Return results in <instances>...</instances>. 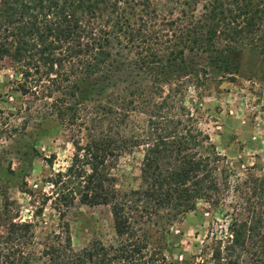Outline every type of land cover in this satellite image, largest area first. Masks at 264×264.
<instances>
[{
	"label": "rangeland",
	"instance_id": "rangeland-1",
	"mask_svg": "<svg viewBox=\"0 0 264 264\" xmlns=\"http://www.w3.org/2000/svg\"><path fill=\"white\" fill-rule=\"evenodd\" d=\"M121 1L133 29L140 24L138 19L151 21L154 30L165 36V21L180 19L186 20L192 29L195 26L199 37L206 30L199 28V22H207L204 16L199 17L203 12L201 5L214 0H185L179 7L173 3L167 6L165 0ZM256 18H261L260 22L255 20L257 29L246 35L245 40L229 45L230 51L223 52L229 59L228 71L218 68L221 64L213 60L205 68L209 77L206 85L198 89L188 86L181 102L177 101L189 114L191 126L207 136L222 159L220 168L213 171L217 190L211 202L195 200L192 210L176 216L164 202L153 203V198L139 202L133 193L141 187L142 144H146L141 140L147 136L152 103L172 84L163 76L153 80L155 75H149L155 71L150 70L154 66L165 65L161 55L166 59L170 51L165 40L156 45L140 44L137 48V42L126 41L123 31L104 47L107 55L101 69L92 71L89 77H77L76 89L52 92L51 88L49 97L46 90L30 89L27 84L28 91L21 94L16 84L19 81L24 84L20 76L1 69L0 234H9L10 225L29 224L30 229L21 230L19 237L24 234L23 239L17 240L12 235V244L6 246L13 247L16 257L0 258V264H11V260L13 264H22L18 257L24 259L23 264H47L43 252L47 247L62 244L66 238L76 252L91 243L106 248L126 243L136 245L140 250L137 257H142L145 264H253L251 254L257 249L253 241L244 239L230 253L225 248L231 240L228 230L231 222H248L256 218L251 212L264 209V188L258 186L253 193V180L264 178V14H257ZM175 42L172 51L179 46ZM184 46L192 43L186 42L173 54L182 51L186 69L190 71L202 54L188 53ZM148 52H154L161 61L141 60L138 64ZM114 62L118 65L115 70ZM131 62L138 65L127 72V64ZM200 68L196 66L197 70ZM114 72L117 74L110 79ZM131 80L133 86L127 87ZM58 98H64V106L75 108L76 116L86 111L92 114L88 118L76 117L70 124L61 123L55 118L52 105ZM106 105L112 113L101 117ZM173 118L182 119L177 112ZM181 128L180 125L178 129ZM102 136L128 143V149L114 153L117 158L112 155L102 163L104 183L115 195L112 203L87 206L71 193V203L66 206L57 197V173L69 167L75 153L73 142L83 147ZM135 141L138 145L134 146ZM83 168L88 171L87 166ZM168 168L165 166V170ZM157 192L155 199L165 196L164 190ZM112 204L122 208L121 216L129 225L122 237H117L113 228ZM257 233L264 235V221L255 227ZM4 242L0 244L2 252ZM217 248L219 258L211 261L210 255Z\"/></svg>",
	"mask_w": 264,
	"mask_h": 264
},
{
	"label": "trees",
	"instance_id": "trees-1",
	"mask_svg": "<svg viewBox=\"0 0 264 264\" xmlns=\"http://www.w3.org/2000/svg\"><path fill=\"white\" fill-rule=\"evenodd\" d=\"M183 1L185 0H165V5L173 3L179 7L184 4ZM121 3V0H0V70L9 69L20 76L24 84L20 81L16 84L21 88V94H25L29 88L39 87L46 90L49 97L51 88L52 92L76 89L77 77L86 78L92 71L101 69L100 64L107 55L104 47L109 44V40L116 39L123 31L126 33V41L137 42V48L140 44L149 45L151 42L156 45L165 40V47L170 49L166 59L161 55L166 66H154L150 70L155 71H150L149 75H155L153 80L157 76H163L166 82L172 84L162 97L152 103L153 112L146 125L147 136L141 140L146 143L142 144L144 153L139 170L141 187L133 193L139 202L151 198L155 200L153 203L164 202L167 210L176 216L192 210L195 200L211 202L212 195L217 190L213 171L220 168L222 159L207 136L191 126L189 114L177 101L181 102V96L188 86L198 89L206 85L209 77L205 68L212 65L213 60L221 64H218V68L228 71L229 59L223 52L230 51L229 45L245 40L246 35L257 29L255 20L261 21L256 16L264 14V0H214L212 3L202 4L203 12L199 17L204 16L207 22H199V28L206 29L205 35L199 37L196 36L195 26L192 29L191 25L186 24V20L182 22L180 19L176 22L165 21V36H160L154 30L151 21L142 22L138 19L140 24H135L137 27L133 29L120 6ZM179 13L182 17H187L184 11ZM175 40L179 43L178 47H183L186 42L192 43V46H184L188 53L193 51L202 54V57L195 60V68L189 69L190 71L186 69L182 51L178 50L176 55L173 54L178 48L173 51L171 49L176 47L172 46L176 43ZM141 60L149 63L161 61L154 52H148L138 64H141ZM116 63L112 64L114 70L118 66ZM138 64L128 63L127 72ZM197 65L201 67L199 70L196 69ZM106 79L107 77L103 81ZM96 82L97 80L93 85ZM26 84L29 88H25ZM129 86H133L132 80L128 81L127 87ZM177 96L180 97L178 100ZM62 99L64 98L55 99L52 103L54 116L61 123L65 121L70 124L76 117L86 118L92 114L86 111L76 116V109L64 106ZM94 101L100 105L98 100ZM103 109L101 117L112 113L107 105ZM176 112L182 119L174 120L173 115ZM180 125L182 128L178 129ZM137 143L135 141L132 145H138ZM127 146L125 140L114 141L107 136L90 140L83 147L73 142L75 153L69 167L56 175L57 197L61 203L68 206L72 200L71 193L77 195L80 204L87 206L112 203L115 195L110 186L104 183L102 163L106 157L114 155L117 158L114 153L120 154L128 149ZM163 165L170 168L165 170ZM84 166H87L88 171ZM62 178L67 179L61 180ZM253 184V193L258 186L263 190L264 178L253 180ZM160 190H164L165 196L155 199L153 196H158L157 191ZM121 212L122 208L118 204H112L111 215L117 237H122L129 229ZM251 214L256 218H251L248 222H231L228 227L231 240L225 251L230 253L233 246L244 239L253 241L257 248L251 254L253 264H264V235H255V227L264 221V209ZM8 228L11 230L9 234H0V244L5 240L3 246L11 245L14 236L17 240L23 239L24 234L19 237L21 230L26 232L30 226L20 224L10 225ZM57 245L59 247H47L43 252L42 256L47 258V264L142 262V257H137L140 255L138 246L127 243L115 248L91 243L77 252L71 249L68 238ZM218 256L217 248L210 255L211 261L219 258ZM15 257L12 246H6L5 252L0 248V258ZM17 259L23 264V258ZM10 263L13 264V260Z\"/></svg>",
	"mask_w": 264,
	"mask_h": 264
}]
</instances>
